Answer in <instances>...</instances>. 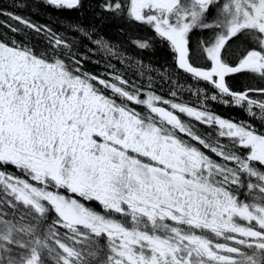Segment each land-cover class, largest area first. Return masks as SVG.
<instances>
[{"label":"snow or ice","instance_id":"obj_1","mask_svg":"<svg viewBox=\"0 0 264 264\" xmlns=\"http://www.w3.org/2000/svg\"><path fill=\"white\" fill-rule=\"evenodd\" d=\"M0 264H264V0H0Z\"/></svg>","mask_w":264,"mask_h":264},{"label":"trees","instance_id":"obj_2","mask_svg":"<svg viewBox=\"0 0 264 264\" xmlns=\"http://www.w3.org/2000/svg\"><path fill=\"white\" fill-rule=\"evenodd\" d=\"M5 3H7V0H4ZM168 57L167 53H158L155 57V60L158 62L163 63Z\"/></svg>","mask_w":264,"mask_h":264}]
</instances>
